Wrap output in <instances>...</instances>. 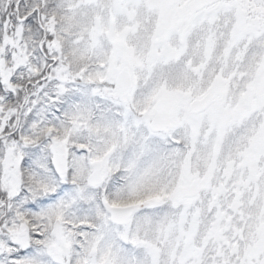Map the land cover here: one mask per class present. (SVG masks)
Returning <instances> with one entry per match:
<instances>
[{
	"label": "snow or ice",
	"instance_id": "6c2138e0",
	"mask_svg": "<svg viewBox=\"0 0 264 264\" xmlns=\"http://www.w3.org/2000/svg\"><path fill=\"white\" fill-rule=\"evenodd\" d=\"M0 264H264V0H0Z\"/></svg>",
	"mask_w": 264,
	"mask_h": 264
}]
</instances>
